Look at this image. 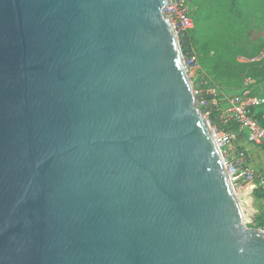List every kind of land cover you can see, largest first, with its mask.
I'll list each match as a JSON object with an SVG mask.
<instances>
[{
	"label": "water",
	"instance_id": "1",
	"mask_svg": "<svg viewBox=\"0 0 264 264\" xmlns=\"http://www.w3.org/2000/svg\"><path fill=\"white\" fill-rule=\"evenodd\" d=\"M168 2L0 0V264H264Z\"/></svg>",
	"mask_w": 264,
	"mask_h": 264
},
{
	"label": "rangeland",
	"instance_id": "2",
	"mask_svg": "<svg viewBox=\"0 0 264 264\" xmlns=\"http://www.w3.org/2000/svg\"><path fill=\"white\" fill-rule=\"evenodd\" d=\"M234 2L240 9L233 6ZM218 4L221 8L217 9L209 20L201 19L211 6ZM191 14L195 21L191 31L196 37L197 45L189 54V58L184 55L183 57L195 94L209 84L219 85L229 93L238 92L243 85V79L218 76L212 69L213 56L209 48H213L215 44H224L237 54L252 55L258 52L264 45V1L195 0L191 6ZM180 29V26L175 27L178 38ZM263 84L264 80L256 83L257 86ZM259 149L264 147L260 146ZM260 152L257 151L253 155V162L249 155L247 157L255 170L263 174L264 157H261ZM259 184L260 177H257L248 187L236 188L243 219L248 227L264 224V188Z\"/></svg>",
	"mask_w": 264,
	"mask_h": 264
},
{
	"label": "built area",
	"instance_id": "3",
	"mask_svg": "<svg viewBox=\"0 0 264 264\" xmlns=\"http://www.w3.org/2000/svg\"><path fill=\"white\" fill-rule=\"evenodd\" d=\"M195 0H169L164 8V15L173 27L191 30L195 21L191 6ZM241 62H260L264 60V45L252 55L239 54ZM188 70V69H187ZM258 79L246 76L238 92L229 93L219 85L209 84L203 88L210 99H197L199 110L214 132L218 148L227 170L234 191L253 184L260 177V187L264 188V173L259 174L248 160L247 150L234 143L235 134H243L246 140L254 145L264 147V84L257 86ZM195 93V92H194ZM214 118V120H212ZM264 232V224L255 227Z\"/></svg>",
	"mask_w": 264,
	"mask_h": 264
},
{
	"label": "trees",
	"instance_id": "4",
	"mask_svg": "<svg viewBox=\"0 0 264 264\" xmlns=\"http://www.w3.org/2000/svg\"><path fill=\"white\" fill-rule=\"evenodd\" d=\"M233 6L240 9V6H238L236 2L233 3ZM220 8V4L215 7L211 6L201 19L209 20L217 9ZM178 34L182 54L189 58V54L192 53L193 48L197 45L196 37L191 30L185 31L180 29ZM209 51H212L213 56L212 69L218 76L227 78L241 77L242 79L246 76H251L258 80H264V60L250 63L241 62L237 59L239 54L224 44H215L213 48H209ZM202 98H211V96L205 92V89L197 94L198 100ZM212 120H214V118H212Z\"/></svg>",
	"mask_w": 264,
	"mask_h": 264
},
{
	"label": "crops",
	"instance_id": "5",
	"mask_svg": "<svg viewBox=\"0 0 264 264\" xmlns=\"http://www.w3.org/2000/svg\"><path fill=\"white\" fill-rule=\"evenodd\" d=\"M233 143L237 146V147H245V149L248 150L249 156L252 158V162H253V155H255V153L257 151H261L260 155L261 157H264V149H259L260 146L254 145L249 143L246 138L244 137L243 134H235ZM253 164V163H252ZM264 165V163H263ZM249 185H246L245 187H248Z\"/></svg>",
	"mask_w": 264,
	"mask_h": 264
},
{
	"label": "bare ground",
	"instance_id": "6",
	"mask_svg": "<svg viewBox=\"0 0 264 264\" xmlns=\"http://www.w3.org/2000/svg\"><path fill=\"white\" fill-rule=\"evenodd\" d=\"M203 121H204L205 126L207 127V129L209 130V132H210V134H211L212 143H213V146H214L215 151H216V153H217V156H218V158H219V161H220V163H221V166H222L223 170H224L226 173H228L227 170H226V168H225V166H224V164H223V160H222V157H221V154H220V150H219L218 145H217V141H216V139H215L214 132H213V130L211 129L209 123H208L205 119H203ZM237 198H238V197H237ZM238 202H239V199H238ZM239 204H240V203H239ZM240 208H241V206H240ZM241 214H242V221H243V224H245L244 219H243V212H242V210H241ZM245 225H246V224H245Z\"/></svg>",
	"mask_w": 264,
	"mask_h": 264
}]
</instances>
